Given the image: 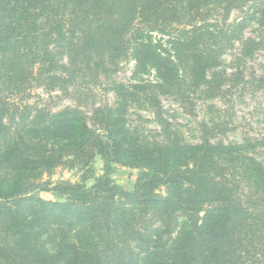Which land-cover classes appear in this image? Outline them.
<instances>
[{"label":"trees","instance_id":"trees-1","mask_svg":"<svg viewBox=\"0 0 264 264\" xmlns=\"http://www.w3.org/2000/svg\"><path fill=\"white\" fill-rule=\"evenodd\" d=\"M255 26L264 0H0V264H264V138L224 140ZM36 90L69 104H30ZM218 98L227 122H201L197 143L165 117L163 99ZM136 111L153 116V139ZM98 156L93 185L52 181L58 169L88 180ZM113 164L144 171L133 190Z\"/></svg>","mask_w":264,"mask_h":264},{"label":"rangeland","instance_id":"rangeland-1","mask_svg":"<svg viewBox=\"0 0 264 264\" xmlns=\"http://www.w3.org/2000/svg\"><path fill=\"white\" fill-rule=\"evenodd\" d=\"M222 17L223 12L221 11L212 14L209 19L215 21L222 19ZM240 17L239 12H234L230 17V21H236ZM247 36L256 37L258 42L261 43V48L252 61L241 63L245 82L236 88L230 96L234 107L230 110L229 115L234 122L236 131L230 134L228 138L226 136L224 139L226 142L227 140L241 142L244 138H264V28H258L257 26L250 28ZM154 37L158 39L160 36L154 34ZM235 54L231 53L225 57V67H228L230 71L239 64L234 60ZM133 67L134 63L132 61L122 64V69L117 74L116 79L123 83L131 81ZM101 94L102 100L113 101L111 94L104 95L103 92ZM29 103H36L42 107L58 110L69 104V101L65 100L60 93L47 94L42 90H36L29 99ZM163 106L165 117L189 143L198 142L199 124L201 122H210L211 120L227 122V98H218L210 103L198 100L195 101L193 106H182L171 99H163ZM130 121L134 126L139 127L141 133L147 138L153 139L156 136L157 126L150 112L136 111L130 116ZM104 166L103 158L98 156L92 166V177L88 180H85V172L58 169L52 181L64 180L91 186L104 175ZM111 172L112 179L117 185L126 190H133L136 180L144 171L113 164ZM45 180H48V178L45 177ZM37 194L45 200L65 201L64 197L54 192H39Z\"/></svg>","mask_w":264,"mask_h":264}]
</instances>
